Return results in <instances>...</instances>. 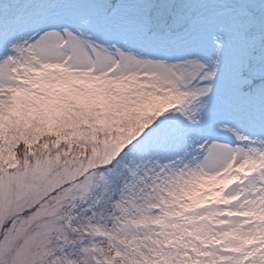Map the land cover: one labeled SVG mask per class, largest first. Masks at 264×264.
<instances>
[{
  "label": "snow or ice",
  "instance_id": "obj_1",
  "mask_svg": "<svg viewBox=\"0 0 264 264\" xmlns=\"http://www.w3.org/2000/svg\"><path fill=\"white\" fill-rule=\"evenodd\" d=\"M0 264H264V0H0Z\"/></svg>",
  "mask_w": 264,
  "mask_h": 264
}]
</instances>
